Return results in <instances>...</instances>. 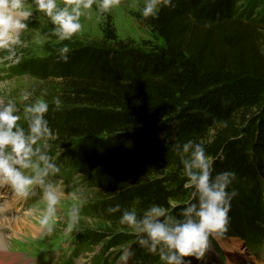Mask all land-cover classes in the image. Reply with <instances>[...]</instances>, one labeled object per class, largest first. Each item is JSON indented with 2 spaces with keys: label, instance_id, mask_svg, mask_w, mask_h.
I'll return each instance as SVG.
<instances>
[{
  "label": "trees",
  "instance_id": "obj_1",
  "mask_svg": "<svg viewBox=\"0 0 264 264\" xmlns=\"http://www.w3.org/2000/svg\"><path fill=\"white\" fill-rule=\"evenodd\" d=\"M239 1L173 0L175 7L157 18L137 14L162 40L148 50L117 39L110 28V43L68 46V62L56 50L8 67L55 84L43 94L46 118L55 141L75 144L59 164L94 187V200L81 214L121 229L116 243L135 237L109 206L131 208L139 197L135 207L142 214L153 204L168 209L191 191L181 185L184 177L177 179L182 165L173 149L188 140L205 146L215 172L235 173L229 190L238 194L220 236L247 239L253 251L264 241V8L255 15ZM26 23L25 31L40 30ZM55 97L63 101L59 111ZM18 123L27 129L23 116ZM101 236L84 232L80 243L90 246ZM132 250L129 264H162L135 244ZM99 256L93 264H106L105 253Z\"/></svg>",
  "mask_w": 264,
  "mask_h": 264
},
{
  "label": "clouds",
  "instance_id": "obj_2",
  "mask_svg": "<svg viewBox=\"0 0 264 264\" xmlns=\"http://www.w3.org/2000/svg\"><path fill=\"white\" fill-rule=\"evenodd\" d=\"M35 8L47 16L51 24V34L58 41L71 40L82 30L81 17L86 16L95 6L99 15L110 13L119 7L121 0H33ZM175 7L173 0H144L141 16L147 20L157 18L163 8ZM32 12L26 7V0H0V63L19 62L17 46L22 44L21 33L28 28L26 21ZM70 48L63 46L58 56L68 62ZM30 101L24 107L23 119L27 129L18 121L15 102H0V189H10L21 201L35 195V188L43 189V208L31 207L27 215L35 219L40 229L51 235L57 219V206L63 197L60 186L47 180L61 171L40 145L45 146L55 139L53 129L46 118L49 102L46 99H32L31 92L22 98ZM54 110L62 108L63 101L55 97ZM173 149L182 165L185 188L191 189V198L178 216L169 214L165 207L153 204L138 214L133 201L131 208H123L117 203L109 206V214L121 213L119 224L136 237L137 245L146 253L158 256L162 264H193V259L201 260L209 245L210 237L222 235L229 225L231 201L237 192L230 189L235 179L232 171L215 172L213 161L206 154L205 146L195 140L176 143ZM77 198L67 211L68 233L77 228L85 200ZM264 227V224H261ZM134 256V251L125 249L120 259L124 264Z\"/></svg>",
  "mask_w": 264,
  "mask_h": 264
},
{
  "label": "rangeland",
  "instance_id": "obj_3",
  "mask_svg": "<svg viewBox=\"0 0 264 264\" xmlns=\"http://www.w3.org/2000/svg\"><path fill=\"white\" fill-rule=\"evenodd\" d=\"M59 2L61 0H58ZM262 2L264 0H240L239 4L246 5L256 15L264 8ZM143 6L144 0H121L119 7L103 15H99L93 6L86 16L81 17L82 30L71 40L61 42L51 34L53 25L50 19L35 8L33 0H26V7L32 12V16L27 21L39 25L40 30H24L21 33L22 44L16 49L19 60L46 58L55 54V51L61 47L73 44L110 43L111 40L107 38L105 32L110 28L114 30L117 39L129 41L144 50L162 45V40L136 19ZM4 55L6 52L0 51V57ZM9 64L8 61L0 63V102L5 104L9 101L15 102L16 114L24 116V107L30 103L22 99L24 93L31 92L32 99H45L46 96L43 94L51 92L48 91V86L55 87V84L49 83L47 86L28 74H13L8 71ZM74 146L75 144L62 146L55 140L48 142L47 146L43 143L40 145L42 151H46L53 160L56 158L58 161L68 156V151ZM75 172L76 176L71 182L62 181L59 174L47 178L48 181L59 185L63 191V197L57 206L54 232L51 235L40 229L37 221L26 214L31 207H44L42 188L37 186L35 195L25 201L18 200L10 189H0V219L3 221L0 233L5 237V251L10 252L0 253V259L4 256L0 264H91L98 259L95 257L101 251L106 255V264H124L120 259L124 250H132L134 244L138 246L135 236L132 242L125 245L116 243V236L122 231L121 229L82 214L77 228L71 233L66 231L67 211L78 202L74 197L85 200L84 206L95 197L94 187H87L80 180V172L76 169ZM176 175L179 181L183 178L182 171ZM181 185L185 188V179ZM190 198L191 191L185 190L180 194V200L171 202L167 211L170 213L175 208L184 207ZM84 232L102 236L90 246L79 245L77 240H81ZM258 247L253 251L247 239L219 235L210 237L208 248L201 260L189 259H193V264H264V241H260Z\"/></svg>",
  "mask_w": 264,
  "mask_h": 264
},
{
  "label": "bare ground",
  "instance_id": "obj_4",
  "mask_svg": "<svg viewBox=\"0 0 264 264\" xmlns=\"http://www.w3.org/2000/svg\"><path fill=\"white\" fill-rule=\"evenodd\" d=\"M2 220L0 219V227L2 226ZM4 241H5V237L0 233V253L1 252H3V251H5V249H4ZM6 253H10V252H7V251H5ZM4 260V256L3 257H1V259H0V262H2ZM29 264H31V263H29Z\"/></svg>",
  "mask_w": 264,
  "mask_h": 264
}]
</instances>
